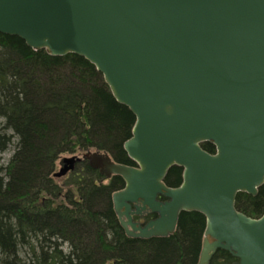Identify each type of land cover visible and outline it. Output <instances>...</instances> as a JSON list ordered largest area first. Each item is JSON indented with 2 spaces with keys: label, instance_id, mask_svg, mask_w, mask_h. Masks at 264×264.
<instances>
[{
  "label": "water",
  "instance_id": "1",
  "mask_svg": "<svg viewBox=\"0 0 264 264\" xmlns=\"http://www.w3.org/2000/svg\"><path fill=\"white\" fill-rule=\"evenodd\" d=\"M0 33L82 57L134 117L122 145L134 166L87 152L62 158L55 178L84 160L120 178L111 201L127 238L170 237L180 214L195 212L204 218L196 264L218 250L264 264V214L235 207L264 185V0H0ZM173 167L182 177L171 188ZM143 210L156 217L136 226Z\"/></svg>",
  "mask_w": 264,
  "mask_h": 264
},
{
  "label": "trees",
  "instance_id": "2",
  "mask_svg": "<svg viewBox=\"0 0 264 264\" xmlns=\"http://www.w3.org/2000/svg\"><path fill=\"white\" fill-rule=\"evenodd\" d=\"M133 115L118 104L102 75L82 57L33 51L0 33V264H196L204 218L181 213L168 238H127L111 208L122 181H106L86 163L62 178L53 173L63 155L96 150L134 166L123 151ZM202 148L213 153L211 144ZM181 169L165 183L178 186ZM236 209L264 214V185L239 194ZM218 250L210 264H235Z\"/></svg>",
  "mask_w": 264,
  "mask_h": 264
},
{
  "label": "flooded vegetation",
  "instance_id": "3",
  "mask_svg": "<svg viewBox=\"0 0 264 264\" xmlns=\"http://www.w3.org/2000/svg\"><path fill=\"white\" fill-rule=\"evenodd\" d=\"M80 156V155H79ZM83 163H86L87 165H88V162L87 161H81V162H79V163H76V165H75V168L78 166V165H82ZM75 168H74V170H75ZM73 170V171H74ZM71 173V172H70ZM69 173V174H70ZM68 174V175H69ZM181 177H182V173L180 172V182H181ZM110 179H112V177L110 178ZM104 180H106V179H104ZM180 182H179V184H180ZM178 184V185H179ZM167 185V184H166ZM168 187H176V186H169V185H167ZM122 187H123V183H122V185L117 189V190H115L114 192H117V191H119L120 189H122ZM113 192V193H114ZM112 195V194H111ZM111 197V196H110ZM157 200H159V201H164L165 199L164 198H161V197H158L157 198ZM110 201H111V199H110ZM111 208H112V211H113V206H112V201H111ZM134 208H133V206H132V210H133ZM113 213H114V211H113ZM114 215H115V213H114ZM156 216L154 215V214H151L149 211H146V210H143L142 212H141V214H139V215H132L131 216V218H132V221L136 224V226H144L148 221H150V220H152V219H154ZM115 220L117 221V224H118V226H119V222H118V219H117V216L115 215ZM119 228L121 229V231L123 232V230H122V228L119 226ZM123 234H124V232H123ZM125 235V234H124ZM198 260V259H197ZM196 263H197V261H196Z\"/></svg>",
  "mask_w": 264,
  "mask_h": 264
},
{
  "label": "rangeland",
  "instance_id": "4",
  "mask_svg": "<svg viewBox=\"0 0 264 264\" xmlns=\"http://www.w3.org/2000/svg\"><path fill=\"white\" fill-rule=\"evenodd\" d=\"M12 151H13V147H12V145L11 146H9L8 148H7V150L5 151V152H3V153H1L0 154V158L2 159V162H3V164H6V162L9 160V158H10V156H11V154H12ZM94 150H89L88 152H93ZM83 153H85V152H82V151H77L76 153H75V155H82ZM72 155H63V156H61V158H64V157H71ZM60 158V159H61ZM58 163H59V160L57 161V165H56V168H55V172H57L58 171V169H59V165H58ZM56 180H58V181H60V183L62 184L63 183V179L62 178H58V179H56Z\"/></svg>",
  "mask_w": 264,
  "mask_h": 264
}]
</instances>
